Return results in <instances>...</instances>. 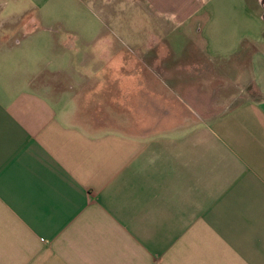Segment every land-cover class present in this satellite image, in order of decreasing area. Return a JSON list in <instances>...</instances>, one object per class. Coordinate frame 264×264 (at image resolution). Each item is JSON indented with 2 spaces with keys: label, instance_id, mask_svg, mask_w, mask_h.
<instances>
[{
  "label": "crops",
  "instance_id": "0c3cea01",
  "mask_svg": "<svg viewBox=\"0 0 264 264\" xmlns=\"http://www.w3.org/2000/svg\"><path fill=\"white\" fill-rule=\"evenodd\" d=\"M132 8L225 85L164 35L161 66L75 71L77 14ZM0 264H264V0H0Z\"/></svg>",
  "mask_w": 264,
  "mask_h": 264
},
{
  "label": "rangeland",
  "instance_id": "374dc122",
  "mask_svg": "<svg viewBox=\"0 0 264 264\" xmlns=\"http://www.w3.org/2000/svg\"><path fill=\"white\" fill-rule=\"evenodd\" d=\"M80 6L82 7V5ZM121 7L122 10L125 9V5H122ZM86 12L88 11L85 10V13L77 14V26L84 24V22L80 21H84L83 19H85L86 14L88 21L91 22L92 25L94 24L95 28H100L98 33H102L98 34L99 38L94 42V44L87 43L83 45L82 61H85L86 65L82 64L81 67H78V63H73L75 71L81 70V73H84L87 78L93 79V75L96 72L98 73L97 77L99 78L101 73L104 75L103 73H105V71L102 67L103 65H101V62L133 65L149 64L150 66H161V62L159 63L158 52L159 46L164 40L159 37L160 35H164L166 37L164 43L166 42V45H168L167 48H171L172 51H174L173 57L172 55L165 56L167 57V60L163 61L165 65H174V67H176L175 64H179L180 68H186L187 65H190L191 63L195 62L194 64H196V61L198 60L200 67L203 68L205 65L210 63V65L214 67L213 70L220 74L219 76H216L218 79H215L214 84L221 83L220 86L225 85L221 79V76L224 77L222 75L223 72L219 71V69L223 66L222 60L213 61L210 60L209 57L199 58L198 55H195L196 52L194 47H192V41H187L179 31L173 33L170 27H165L164 32L161 22L151 20L150 17L147 15H142L138 11H135L134 8H132V10H126L125 14H121L120 16L116 15L113 19L109 17L105 20H101L102 22L98 21L96 18L97 16L93 17L92 14ZM101 28L103 29L101 30ZM86 35L89 37H87L88 39L94 37L88 34H84L83 37L86 38ZM99 42L105 45V48L108 46L109 51L104 50L103 47L101 48L104 51L99 50L97 44ZM198 44L201 46L205 45L203 42H199ZM176 52H179L178 55H175L177 54ZM50 82L51 81L49 78L43 75L32 80L31 85L45 90L47 89V84H50ZM221 89H224L226 94L232 92L224 86ZM248 95H251V93L246 91L245 96L248 97ZM239 99L241 100L242 97ZM108 102L110 104L108 107L111 106L110 108H117L111 101ZM214 109L215 110L213 111H219L222 109V107Z\"/></svg>",
  "mask_w": 264,
  "mask_h": 264
}]
</instances>
